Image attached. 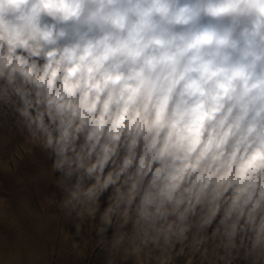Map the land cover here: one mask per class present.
Wrapping results in <instances>:
<instances>
[{
  "label": "clouds",
  "instance_id": "9594fccd",
  "mask_svg": "<svg viewBox=\"0 0 264 264\" xmlns=\"http://www.w3.org/2000/svg\"><path fill=\"white\" fill-rule=\"evenodd\" d=\"M57 245L264 264V0H0V264Z\"/></svg>",
  "mask_w": 264,
  "mask_h": 264
},
{
  "label": "rangeland",
  "instance_id": "374dc122",
  "mask_svg": "<svg viewBox=\"0 0 264 264\" xmlns=\"http://www.w3.org/2000/svg\"><path fill=\"white\" fill-rule=\"evenodd\" d=\"M39 166H33L26 169L22 175H24L25 182L31 181L32 177L39 174ZM16 187V185H13ZM51 230V226L42 228L38 222L24 221L23 233L17 236L14 233H9V241L14 250L20 252L24 261L28 259L29 252L41 253L44 247L49 245L48 234ZM103 253L97 250L96 253L89 255L85 264H102ZM50 264H74V257L69 255L67 251H61L59 245H57V252L54 256L49 258Z\"/></svg>",
  "mask_w": 264,
  "mask_h": 264
}]
</instances>
